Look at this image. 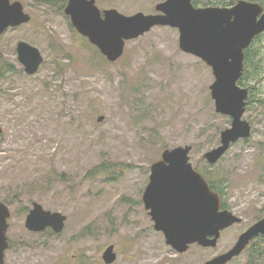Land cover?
<instances>
[{"label":"rangeland","instance_id":"1","mask_svg":"<svg viewBox=\"0 0 264 264\" xmlns=\"http://www.w3.org/2000/svg\"><path fill=\"white\" fill-rule=\"evenodd\" d=\"M19 1L30 21L0 37V68H12L0 76V201L11 213L3 264H105L110 244L111 264H203L264 217V33L254 43L259 72L240 83L253 89L242 116L252 134L210 165L203 154L231 119L215 111L211 68L180 50L176 28L155 26L126 41L110 63L74 29L67 0ZM162 1L95 3L132 15L155 13ZM18 41L43 55L33 75L17 59ZM186 145L196 170L225 183L222 201L241 222L222 230L214 247L192 244L178 253L154 230L142 192L162 151ZM93 168L100 170L89 175ZM33 202L66 215L62 232L25 228ZM251 245L264 254V239ZM249 246L227 264H251ZM254 261L264 264V255Z\"/></svg>","mask_w":264,"mask_h":264},{"label":"water","instance_id":"2","mask_svg":"<svg viewBox=\"0 0 264 264\" xmlns=\"http://www.w3.org/2000/svg\"><path fill=\"white\" fill-rule=\"evenodd\" d=\"M74 29L94 45L109 62L124 51L125 42L135 39L154 26H169L179 32L178 46L211 68L214 76L210 95L215 111L230 117V125L221 130L219 144L203 158L215 164L239 139L251 136V125L243 119L248 89L237 84L243 71L244 49L264 32V7L250 0H238L232 6H194L192 0H164L155 5V13L124 15L116 9L100 10L95 0H67L63 9ZM30 21L19 0H0V36L8 29ZM17 59L28 75L35 74L43 62L40 50L25 41L16 44ZM102 116L98 117L101 120ZM190 145L164 149L160 159L150 165L149 182L142 193L144 208L161 231L165 243L176 252H185L191 244L214 247L220 232L241 222V217L221 207L220 195L213 191L202 174L189 161ZM9 207L0 201V264L8 248L6 231ZM66 215L45 210L37 202L25 217L28 231L50 228L60 233ZM264 236V217L248 226L227 251L203 264H226L240 255L249 243ZM114 245H108L102 260L116 259Z\"/></svg>","mask_w":264,"mask_h":264},{"label":"trees","instance_id":"3","mask_svg":"<svg viewBox=\"0 0 264 264\" xmlns=\"http://www.w3.org/2000/svg\"><path fill=\"white\" fill-rule=\"evenodd\" d=\"M37 1H41L43 3H46V4H49V3H52L50 0H37ZM238 0H209L208 2H204V1H199V0H193L192 3L194 6H209V5H215V6H232L234 5ZM250 1H253V2H257L259 3L260 5H262L264 7V0H250ZM61 3V4H60ZM58 2V7L60 8H63L65 2L64 1H61V2ZM263 34V33H262ZM260 35H258L256 38H258ZM256 38L252 41V43L244 50V69H243V73L238 81V84L241 83V79L247 75L249 76H253L255 77V74L257 75V73L259 72L258 71V68H259V63L256 61V56L258 54L257 53V50L258 48H256V46L254 45V43L256 42ZM253 68V70H252ZM10 72H12V68H11V65L10 64H7V66L5 68L1 67L0 68V76L1 77H5L7 74H9ZM242 86H246L248 87L249 89V96H250V93H252V86L249 85V84H240ZM249 96H248V99H247V105L249 104ZM92 170H94V172H99V168L98 169H91L89 175H92ZM214 175L212 174H209L208 177L206 178L207 181H208V184L210 186V188L216 192H218L221 197L223 198V193H224V189H225V183H223V181L221 179H218L216 177H212ZM222 207L224 208H227V206L224 204V201H222ZM258 238H261V239H264V236H261V237H258ZM254 250L251 254H250V263L251 264H254V259L257 258L258 261L260 260L261 256H263V249H256L255 250V247H251L249 246V250ZM254 261V262H253ZM257 261V260H256Z\"/></svg>","mask_w":264,"mask_h":264},{"label":"flooded vegetation","instance_id":"4","mask_svg":"<svg viewBox=\"0 0 264 264\" xmlns=\"http://www.w3.org/2000/svg\"><path fill=\"white\" fill-rule=\"evenodd\" d=\"M149 175H150V170H148L147 171V173H146V180H145V184H144V188H145V186L148 184V182H149ZM149 215V214H148ZM152 221V220H151ZM159 232V231H158Z\"/></svg>","mask_w":264,"mask_h":264}]
</instances>
